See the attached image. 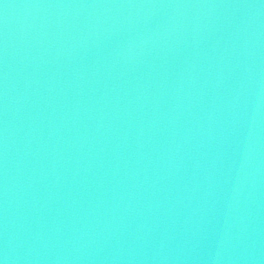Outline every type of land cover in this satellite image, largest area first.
Wrapping results in <instances>:
<instances>
[{
	"label": "water",
	"instance_id": "water-1",
	"mask_svg": "<svg viewBox=\"0 0 264 264\" xmlns=\"http://www.w3.org/2000/svg\"><path fill=\"white\" fill-rule=\"evenodd\" d=\"M0 264H264V0H0Z\"/></svg>",
	"mask_w": 264,
	"mask_h": 264
}]
</instances>
